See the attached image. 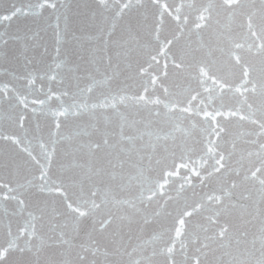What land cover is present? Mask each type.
Here are the masks:
<instances>
[{"label":"water","instance_id":"95a60500","mask_svg":"<svg viewBox=\"0 0 264 264\" xmlns=\"http://www.w3.org/2000/svg\"><path fill=\"white\" fill-rule=\"evenodd\" d=\"M108 2L123 13V20L111 38L107 37L108 25L100 18L87 29L98 36L96 44L101 50L106 39L123 41L135 35L143 41L149 26L160 40L177 35L183 26L185 33L192 30L191 39L195 42L189 46L183 40L173 41L169 46V56L177 60L184 57L186 64L174 69L169 63L167 78L161 76L152 82L151 77L123 72L109 86H96L84 92L80 89L88 84V79L83 66L78 73L60 72L61 83L59 77L49 78L39 62V49L27 53L33 63L26 66L20 56L19 41L9 40L5 48H0V260L7 256L4 264H33L31 253L22 256L14 250L17 245H26L28 235L21 234L26 223L30 231H35L31 241L34 248L43 245L42 261L67 257L73 264L92 261L106 264L119 259L118 247L123 249L128 244L130 248L137 242L139 233L135 229L131 244L128 231L121 229L117 234L115 223L106 231L96 229L93 220L107 217L113 209L103 205L92 209L90 203H84L91 199L92 182L83 175V169L72 166L73 158L78 164L87 163V153L73 149L79 141L98 139L91 127V106L110 93L117 95L118 112L107 110L108 130L118 132L123 115L126 134L136 135L138 129L145 127L159 134L158 151L166 157L168 166L178 172L167 177L164 196L159 198V204L165 205L170 215L144 228L145 239L153 233L160 234V239L143 250L151 264H197V260L211 264L220 250L208 238L217 224L236 225L239 216L237 210L232 215L223 212L218 215V202L215 198L208 200L207 196L215 194L226 181L235 180L239 188L232 199L238 200L239 193L254 192L258 180L264 179V161L258 155L260 145L264 144L261 130L264 116L259 111L264 106V95L258 88L254 91L241 82L244 79L241 65L259 66L264 61L257 51L261 42L255 39L264 28V14L253 9L261 0H139L143 7L131 10L126 5L137 0ZM201 41L204 47H199ZM219 42L225 49L235 48L236 44L240 47L229 58L219 50ZM111 51L114 53L116 48L112 47ZM131 58L133 62H143L135 52ZM163 70L162 65L158 69L155 64L147 69L148 72ZM120 95L124 96L123 100H119ZM84 103L87 108L80 107ZM77 111L79 115L74 114ZM157 111L159 116L155 115ZM64 112L67 115L61 117ZM103 112L97 109L101 130L105 128ZM54 116L59 118L62 134L81 130L92 133L77 137L71 145L62 142L57 146V158L63 159L66 166L60 169L53 160L50 176L65 184L66 193L55 186L47 191L33 186L39 183L33 181L38 172L34 161L42 159L43 147L49 143L50 133L56 131ZM21 146L27 147L31 155L22 151ZM221 151L232 153L231 160L226 162L233 169L230 175L219 168L214 158ZM63 152L68 155L63 156ZM237 168L239 176L235 174ZM151 175H157V171ZM29 212L34 214V220ZM176 217L183 222L172 232L166 231ZM64 239L67 244L62 242ZM205 243L209 247L205 248Z\"/></svg>","mask_w":264,"mask_h":264},{"label":"snow or ice","instance_id":"6c2138e0","mask_svg":"<svg viewBox=\"0 0 264 264\" xmlns=\"http://www.w3.org/2000/svg\"><path fill=\"white\" fill-rule=\"evenodd\" d=\"M137 6L143 7L139 4V0L137 3L126 5L129 10ZM253 9L264 14V0H261L259 6L253 5ZM98 18L103 21V24L108 25L107 37L111 38L120 27L123 13L108 0H0V48H5L9 40L19 41L22 49L20 56L25 60L26 66L33 63L27 53L30 50L35 53L39 49V62L44 65L49 78L59 77L61 83L63 77L59 76L60 72L78 73L83 66L88 79V84L80 89L84 92L91 91L96 86H109V82L119 78L123 72H127L129 76L151 77L152 82L159 80L161 76L167 78L169 63L174 69H181L186 64L184 57L177 60L169 56L167 52L169 46L173 44V41L179 43L183 40L189 46L195 42L191 39L192 30L189 29L185 33L183 26L180 33L167 40H160L155 29L149 26L143 41L135 35L123 41L106 39L101 50L96 44L98 36L87 30L93 27ZM255 39L261 42V47L257 51L264 56V28H261L260 35ZM219 43L221 45L219 50L229 58L235 55V48L240 47L236 44L235 48L225 49L222 42ZM112 47L116 48L114 53L111 51ZM199 47H204L202 41ZM134 52L143 58V62H133L131 57ZM3 55L7 56L6 49ZM153 64L158 69L162 65L163 72H148L147 69ZM241 68L244 77L241 82L251 86L254 91L258 88L260 94L264 95V61L259 66L245 64L241 65ZM253 73L255 76L252 75ZM31 79L34 80L35 77L32 76ZM165 90L167 91L166 86ZM64 94L67 95V92L65 91ZM123 99L124 96L120 95L119 100ZM116 104L117 95L110 93L91 106V127L95 130L98 139L89 140L87 143L79 141L76 144L73 152L85 151L88 160L87 163L78 164L73 158L72 166L83 169V175L92 182L89 188L91 199H86L84 203H90L92 209H98L102 205L113 209L107 217H102L98 221L93 220L96 229L106 231L115 223L118 229L117 234L121 229L128 231L129 244L133 239L131 235L133 230L139 233L135 244H131L130 248L128 244H125L123 249L118 247L119 259L114 262L107 261L106 264H151L150 258L143 255V250L160 239V234L153 233L145 239L144 228L154 222L159 223L162 217L170 215L166 206L159 204V198L164 196L167 177L178 175V172H174L166 163V157L159 153L158 146L161 141L159 134H154L147 127L138 129L136 135L126 134V117L123 115L120 116L119 131L108 130L107 110L111 108L115 114L118 112ZM80 107L87 108L88 105L84 103ZM97 109L104 110L101 113L105 121L103 130L99 127ZM259 111L264 116V106H261ZM74 114L79 115V112ZM65 115L67 112L60 114L61 117ZM155 115L159 116V111ZM53 119L56 120V131L50 133L51 139L43 147L42 159L34 161L38 166V172L33 177V181H39V183H34L33 186L40 191L51 190L55 186L66 193L65 184L62 181L53 180L50 176L53 160H56L57 167L60 169L66 166L63 159L57 158V146L62 142H68L71 145L77 137L91 136L92 133L81 130L62 134L59 118L54 116ZM261 130L264 131V123L261 124ZM17 143H19L18 139ZM21 150L31 155L27 147L21 146ZM67 155V152H63V156ZM258 155L264 161V144L260 145ZM231 156V152L221 151L214 157L219 168L225 169L226 175L233 172L226 163L231 160ZM154 170L157 171V175L152 176L151 173ZM194 174L200 176L199 172ZM235 174L240 175L238 168L235 169ZM203 179L201 177V182ZM189 182H191L190 178ZM258 184L254 192L239 193L238 200L232 199L239 188L235 180L226 181L215 194L207 196L208 200L215 198L218 202L220 206L218 215L220 212L232 215L233 210H237L239 216V222L236 225L217 224L216 230L208 238L220 250L211 264H264V179H259ZM29 217L32 220L35 219L31 212ZM182 222V218H174L172 227H168L166 231L172 232ZM24 233L28 235L26 245L24 247L17 245L14 250L22 256L25 252L31 253L34 257L33 264H73V261L67 257L44 258L42 261L43 245H37L34 248L31 243L35 235L34 229L30 231L26 223L21 230V234ZM61 236L63 237V233ZM62 242L68 243L66 239ZM204 247H209V244L205 243ZM105 255L107 256L108 253ZM6 259L7 256L4 260ZM4 260H0V264H4ZM83 260L84 257L81 255L80 261ZM90 264H95V261ZM197 264H201V261L197 260Z\"/></svg>","mask_w":264,"mask_h":264}]
</instances>
